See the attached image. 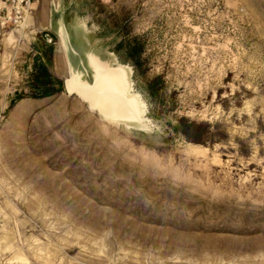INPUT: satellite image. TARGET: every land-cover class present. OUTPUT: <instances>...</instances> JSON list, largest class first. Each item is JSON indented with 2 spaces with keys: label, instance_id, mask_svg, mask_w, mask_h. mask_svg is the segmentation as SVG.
<instances>
[{
  "label": "rangeland",
  "instance_id": "rangeland-1",
  "mask_svg": "<svg viewBox=\"0 0 264 264\" xmlns=\"http://www.w3.org/2000/svg\"><path fill=\"white\" fill-rule=\"evenodd\" d=\"M10 10L0 0V264H264V0ZM88 53L94 76L126 66L143 122L67 90L92 83ZM42 65L63 86L40 98Z\"/></svg>",
  "mask_w": 264,
  "mask_h": 264
},
{
  "label": "bare ground",
  "instance_id": "bare-ground-1",
  "mask_svg": "<svg viewBox=\"0 0 264 264\" xmlns=\"http://www.w3.org/2000/svg\"><path fill=\"white\" fill-rule=\"evenodd\" d=\"M60 23L62 25L59 27L58 30L59 35L61 37H63L64 35L65 36L64 39H67L68 30L62 21H60ZM90 55H95V54L93 53L87 54L89 64L93 70L92 83L89 82V84L87 83L85 84L83 82L84 85L82 86L81 85L71 86L68 82L69 78H67L66 79L67 90L70 93L77 94L80 99L86 101L88 103L89 108L93 110L94 109L98 110V112L106 120L114 121V122L118 120L143 122L144 121V115L142 116L143 106L141 107V103H140L141 101L137 99V97L139 99L140 97L139 96L136 97L129 93L130 80L126 66L122 64L111 65L105 69L98 70V74L94 76L95 69L93 65L97 66V64H94L92 63V61H90L91 58ZM75 73H79L80 78L82 79L80 72L77 71L72 72V74Z\"/></svg>",
  "mask_w": 264,
  "mask_h": 264
},
{
  "label": "trees",
  "instance_id": "trees-1",
  "mask_svg": "<svg viewBox=\"0 0 264 264\" xmlns=\"http://www.w3.org/2000/svg\"><path fill=\"white\" fill-rule=\"evenodd\" d=\"M37 81V87L34 89L35 97H45L52 94H55L56 92L60 91L62 89V81L56 77H54L51 72L46 68L45 65L41 66V72L39 74H35L33 76V81ZM59 85V87H56V85Z\"/></svg>",
  "mask_w": 264,
  "mask_h": 264
},
{
  "label": "built area",
  "instance_id": "built-area-1",
  "mask_svg": "<svg viewBox=\"0 0 264 264\" xmlns=\"http://www.w3.org/2000/svg\"><path fill=\"white\" fill-rule=\"evenodd\" d=\"M4 4H9L11 6V10L12 8L15 10L16 13V17L17 14L22 13V11H24V5H30L31 0H1Z\"/></svg>",
  "mask_w": 264,
  "mask_h": 264
},
{
  "label": "water",
  "instance_id": "water-1",
  "mask_svg": "<svg viewBox=\"0 0 264 264\" xmlns=\"http://www.w3.org/2000/svg\"><path fill=\"white\" fill-rule=\"evenodd\" d=\"M65 84H67L66 82H65ZM98 111V110H97Z\"/></svg>",
  "mask_w": 264,
  "mask_h": 264
},
{
  "label": "crops",
  "instance_id": "crops-1",
  "mask_svg": "<svg viewBox=\"0 0 264 264\" xmlns=\"http://www.w3.org/2000/svg\"><path fill=\"white\" fill-rule=\"evenodd\" d=\"M79 55V54H78ZM80 56V55H79Z\"/></svg>",
  "mask_w": 264,
  "mask_h": 264
}]
</instances>
